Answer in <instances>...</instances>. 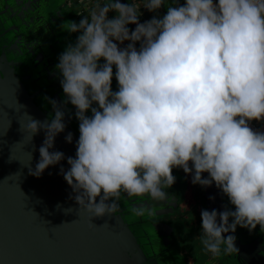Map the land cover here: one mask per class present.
<instances>
[{
    "label": "clouds",
    "instance_id": "clouds-1",
    "mask_svg": "<svg viewBox=\"0 0 264 264\" xmlns=\"http://www.w3.org/2000/svg\"><path fill=\"white\" fill-rule=\"evenodd\" d=\"M141 9L152 18L141 23ZM81 17L63 25L79 35L56 65L79 121L76 157L61 168L79 210L92 220L113 216L122 193L171 202L173 169H182L234 206L201 210L204 252L213 260L238 253L229 233L264 231V132L250 127L264 121V0H106ZM49 102L54 116L28 115L26 126L31 139L45 133L29 169L37 178L65 159L52 151L65 114ZM132 212L156 214L147 204Z\"/></svg>",
    "mask_w": 264,
    "mask_h": 264
},
{
    "label": "water",
    "instance_id": "water-1",
    "mask_svg": "<svg viewBox=\"0 0 264 264\" xmlns=\"http://www.w3.org/2000/svg\"><path fill=\"white\" fill-rule=\"evenodd\" d=\"M65 6L73 10L68 0H0V264H157L158 259L148 257L127 222L126 208L92 220L79 210L73 189L61 174V168L70 167L67 158L76 157L80 135L77 110L70 102L64 103L62 77L56 70L65 48L60 34L68 32L63 25L67 18H74ZM140 20L143 23L147 18ZM129 27L134 30L135 25ZM33 71L35 83L41 74L53 82L49 89L56 92L51 98L38 101L39 91L29 92L24 73ZM50 100L65 114V131L56 137L52 149L64 153L65 159L37 178L29 169L35 170L41 158L45 133L41 130L31 139L26 126L29 116L42 122L54 116ZM69 133L71 143L65 139ZM201 192L204 209L224 211L227 197L215 184L201 187ZM120 199L129 198L122 193ZM168 206V202L162 204V208ZM162 212L156 215L168 213ZM154 228L161 237L171 236L168 227L167 236L161 226ZM252 233L241 234L238 229L229 233L235 235L239 250L230 256L239 264H264V235L246 243Z\"/></svg>",
    "mask_w": 264,
    "mask_h": 264
},
{
    "label": "flooded vegetation",
    "instance_id": "flooded-vegetation-1",
    "mask_svg": "<svg viewBox=\"0 0 264 264\" xmlns=\"http://www.w3.org/2000/svg\"><path fill=\"white\" fill-rule=\"evenodd\" d=\"M89 1L90 0H68L70 7H76L78 11L73 12L69 9L68 6H65L64 9L69 10V17L73 16L75 18H80V3L81 7L83 8L82 11H85L84 9H86ZM57 11H59V9H57ZM62 15L65 16L64 13ZM145 16L147 18V14ZM57 34L58 33L56 32L55 35ZM42 36L43 38L44 36L46 37L44 31L42 33ZM62 42L65 47L62 50V52H64L69 43L65 42L63 39ZM56 48L57 50H59L58 47ZM101 62L103 63V61ZM31 65L32 64H30V66ZM24 76L25 83L29 92L34 93L36 90L39 91V95L36 100L45 101L55 94L56 91H54L53 89H49L53 82H49L46 78V75L41 74L40 80L37 83L34 82L37 77L34 71L32 73H24ZM116 86H118V82L116 81L114 76L112 82V88L114 89V91L118 90V87L116 88ZM31 87L34 88V91H31ZM40 106L43 107V104L41 103ZM174 173L175 169H173V175ZM181 173L183 175H186V177H188V179H190L192 182V177L190 175L186 174L183 170H181ZM168 191L173 196V200L171 202H150L146 197L132 198L128 200L120 199L119 207L126 208V210L124 211L125 218L131 227H136L138 225L141 228V235L140 237L137 236L138 241L140 242L149 258L158 259L157 264H204L202 262L203 255L199 254L201 253L200 248L197 247L195 242L190 241L186 233L183 232L188 226H195L198 227L199 230L201 229V210L204 209V206L202 205L201 186L194 185V188H185L183 183L176 179L175 184ZM165 202H168L170 206H168L167 208H162V204ZM142 204H147L151 207H154L155 212L163 211L162 213H168L162 215L155 214L152 216L147 214L143 216H137L133 214V207ZM154 225L161 226L162 234L165 236H167L169 231L168 228H170L172 230L171 236L167 238L161 237V235L155 230ZM165 226H167L168 228ZM237 229L241 234L245 232H253L252 235L245 239L246 243L264 235V231L260 229V226H257L254 231H249L248 229L241 228L239 226L237 227ZM164 241L167 244L165 246L163 245ZM175 251H178L181 257L175 255ZM210 259L212 258L208 254V258H205L203 260H205L206 264H239L236 260L237 258H231V256L222 255L220 258L214 260V263H212Z\"/></svg>",
    "mask_w": 264,
    "mask_h": 264
},
{
    "label": "rangeland",
    "instance_id": "rangeland-1",
    "mask_svg": "<svg viewBox=\"0 0 264 264\" xmlns=\"http://www.w3.org/2000/svg\"><path fill=\"white\" fill-rule=\"evenodd\" d=\"M98 2H100V3H103V2H106V0H97ZM129 2H130V0H129ZM175 2V0H166V5L167 4H173ZM185 2V0H180V3L181 4H183ZM81 7V6H80ZM83 8L81 7V10H82ZM86 12H89V9H87V7H86V9H84ZM73 12L75 11H78L77 9H76V7L75 8H73V10H72ZM145 11L146 10H144V9H141V12H142V16H141V18H143L144 17V13H145ZM166 12V8L165 9H161V12H160V15H163L164 13ZM152 13H149V16H148V19L147 20H149V19H151L152 18ZM81 16H83L82 14H81ZM80 16V18H75L74 17V19H69V18H67V23L68 22H76V23H79L80 22V20L82 19V17ZM114 16H115V13H110L109 14V18H114ZM78 35H79V33H77ZM77 34L76 33H69V32H67L66 34H60V38H61V40L63 39L65 42H67V43H69V44H75L76 43V39H77ZM102 63V62H101ZM114 73H115V68H114ZM115 76V75H114ZM118 86H116V88H117ZM118 89V88H117ZM31 91H34V88H32L31 87ZM113 91H114V89H113ZM181 170L182 169H175V173H174V177L177 179V180H179L180 182H182L183 183V185L185 186V188H194V184L191 182V180L190 179H188V177H186V175H183L182 173H181ZM195 186H197V185H195ZM225 204L227 205V207H229V208H232L233 209V206L230 204V202H229V200H228V198H226L225 199ZM132 228V230L134 231V232H136L137 233V236L138 237H140V235H141V228L137 225L136 227L135 226H132L131 227ZM183 232H185L186 233V235L188 236V239L190 240V241H193V242H195V244L197 245V247L198 248H200V252L201 253H199V254H201V255H203V259H205V258H208V254H206L205 252H204V250H203V247H202V244H201V242H200V240H199V236H200V234H201V229L199 230L198 229V227H192V226H188L186 229H185V231H183ZM141 239V238H140ZM184 249V248H183ZM175 253V255H177L178 257H181L180 256V254H179V252L178 251H175L174 252ZM220 258V257H219ZM202 259V262L204 263V264H206V262H205V260H203ZM211 260V262L212 263H214V260L213 259H210Z\"/></svg>",
    "mask_w": 264,
    "mask_h": 264
},
{
    "label": "built area",
    "instance_id": "built-area-1",
    "mask_svg": "<svg viewBox=\"0 0 264 264\" xmlns=\"http://www.w3.org/2000/svg\"><path fill=\"white\" fill-rule=\"evenodd\" d=\"M250 127H252L254 131L264 132V121H252L250 122Z\"/></svg>",
    "mask_w": 264,
    "mask_h": 264
},
{
    "label": "crops",
    "instance_id": "crops-1",
    "mask_svg": "<svg viewBox=\"0 0 264 264\" xmlns=\"http://www.w3.org/2000/svg\"><path fill=\"white\" fill-rule=\"evenodd\" d=\"M81 1H83V0H81ZM84 1H86V0H84ZM129 1V0H128ZM101 2V1H100ZM100 2H98L97 0H90L89 1V3L87 4V9H91L96 3H100ZM80 6H81V3H80ZM81 8V7H80ZM146 13H147V19H148V16H149V12L148 11H145V13H144V16L146 15ZM81 14L83 15V16H87L88 14H89V12H86V11H82L81 10Z\"/></svg>",
    "mask_w": 264,
    "mask_h": 264
},
{
    "label": "trees",
    "instance_id": "trees-1",
    "mask_svg": "<svg viewBox=\"0 0 264 264\" xmlns=\"http://www.w3.org/2000/svg\"><path fill=\"white\" fill-rule=\"evenodd\" d=\"M141 18V17H140Z\"/></svg>",
    "mask_w": 264,
    "mask_h": 264
}]
</instances>
